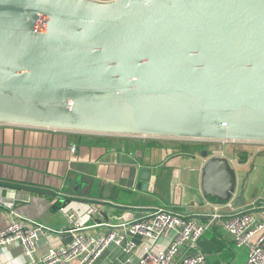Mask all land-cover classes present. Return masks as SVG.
I'll use <instances>...</instances> for the list:
<instances>
[{
	"label": "water",
	"instance_id": "obj_1",
	"mask_svg": "<svg viewBox=\"0 0 264 264\" xmlns=\"http://www.w3.org/2000/svg\"><path fill=\"white\" fill-rule=\"evenodd\" d=\"M3 123L264 141V0H0Z\"/></svg>",
	"mask_w": 264,
	"mask_h": 264
},
{
	"label": "crops",
	"instance_id": "obj_2",
	"mask_svg": "<svg viewBox=\"0 0 264 264\" xmlns=\"http://www.w3.org/2000/svg\"><path fill=\"white\" fill-rule=\"evenodd\" d=\"M73 146L75 151H72ZM216 148L217 145L205 148L203 143L187 138H150L0 124V180L39 185L56 192L0 187V233L9 224L12 214L26 224L35 220L48 225L50 233L41 240L36 252L41 257L50 249L68 245L72 240L66 229L67 218L60 211L66 203L98 204L100 212L91 223H101L118 222L126 214H132L136 219L146 217L157 207L175 210L184 217H196L208 210V202H236L242 196L240 189L246 166L234 163L229 146L223 156L213 155ZM213 158L228 162L227 168L220 167L221 174L213 172L210 175L206 171ZM143 168L151 170L149 181L141 178ZM228 172H231V178ZM173 176L177 178L174 190L171 188ZM207 177L220 182V189L206 192ZM146 182L148 188L144 190ZM197 195L203 198L202 204L196 202ZM237 206L249 205L244 200ZM259 213L264 215V210ZM111 230L107 225H98L88 233L99 236ZM172 237L173 233H169L158 245L167 246ZM135 243L136 246L128 251L126 245L112 242L93 264H141L143 246L148 241L136 237ZM199 249L206 254L208 264L234 263L237 249L244 251L243 262H238L244 264L248 254V248H237L221 225L203 236ZM25 262L19 241L0 250V264Z\"/></svg>",
	"mask_w": 264,
	"mask_h": 264
},
{
	"label": "built area",
	"instance_id": "obj_3",
	"mask_svg": "<svg viewBox=\"0 0 264 264\" xmlns=\"http://www.w3.org/2000/svg\"><path fill=\"white\" fill-rule=\"evenodd\" d=\"M36 127L69 130L46 126ZM187 139L217 144L218 148L213 150V155L222 156L225 155V150L230 143L264 142L234 139ZM72 151H75V146ZM207 207V211L196 217H184L175 210L157 207L142 218L136 219L132 214H126L120 217L118 222L91 223L93 217L100 212L98 204L86 201L80 202L79 205L66 203L60 207V211L67 218L66 229L71 233L72 240L68 245L50 249L41 257L36 255L37 249L41 240L48 237L51 228L35 220L26 224L17 218L16 214H12L9 224L0 233V250L4 246L19 241L26 257L24 264H55L58 262L93 264L110 243L126 245V250L130 251L136 246L135 238L140 237L148 241L143 246L141 264H208L206 254L199 249V242L212 228L221 225L231 235L237 248H248L244 264H264V215L259 213L261 208L257 209L255 204L240 208L234 200L222 204L208 202ZM98 225H107L112 230L104 235H90L88 230ZM169 233H173V237L168 245L159 246L158 242L166 238ZM128 237L131 240L128 241Z\"/></svg>",
	"mask_w": 264,
	"mask_h": 264
},
{
	"label": "rangeland",
	"instance_id": "obj_4",
	"mask_svg": "<svg viewBox=\"0 0 264 264\" xmlns=\"http://www.w3.org/2000/svg\"><path fill=\"white\" fill-rule=\"evenodd\" d=\"M109 2L114 0H95ZM127 135V134H123ZM203 143V147L211 148L213 145L209 141H198ZM202 145V144H201ZM230 148L231 155L234 157V163L244 164L245 173L242 176L241 184V195L245 200V203L251 206L255 204L257 209L260 211L264 210V142H245V143H230L228 145ZM171 188L174 190L176 185V180L174 176L172 177ZM182 187V184H181ZM189 188L185 189L188 190ZM182 191V189H181ZM185 196V195H184ZM182 199V196H181ZM182 202V200H181ZM192 202V200H190ZM241 250V251H239ZM242 249H237L236 260L232 264H238V262H243L244 254Z\"/></svg>",
	"mask_w": 264,
	"mask_h": 264
},
{
	"label": "trees",
	"instance_id": "obj_5",
	"mask_svg": "<svg viewBox=\"0 0 264 264\" xmlns=\"http://www.w3.org/2000/svg\"><path fill=\"white\" fill-rule=\"evenodd\" d=\"M0 185L4 187H11V188H22V187H28V188H33L36 189L37 191L40 192H45L47 193H53L56 194L53 190L46 189L45 187L39 186V185H30V184H22L20 182H13V181H6V180H0ZM209 251H215V250H209Z\"/></svg>",
	"mask_w": 264,
	"mask_h": 264
}]
</instances>
